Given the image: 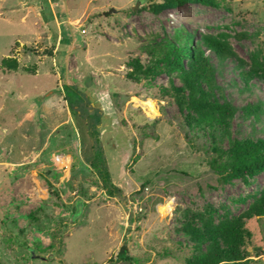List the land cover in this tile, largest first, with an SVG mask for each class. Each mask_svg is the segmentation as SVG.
Returning a JSON list of instances; mask_svg holds the SVG:
<instances>
[{
    "label": "rangeland",
    "instance_id": "1",
    "mask_svg": "<svg viewBox=\"0 0 264 264\" xmlns=\"http://www.w3.org/2000/svg\"><path fill=\"white\" fill-rule=\"evenodd\" d=\"M148 1L0 0V264H189L198 250L185 226L211 222L244 227L243 261L264 264V217L251 209L264 172L220 178L208 129L189 127L174 97L184 75L143 48L185 26L195 40L231 49L224 60L206 51L238 108L217 142L226 149L233 138L263 136L264 121L243 111L264 99V78L246 90L236 65L264 61V0L157 13ZM87 102L100 108V144L119 195L92 166L93 137L72 111Z\"/></svg>",
    "mask_w": 264,
    "mask_h": 264
},
{
    "label": "trees",
    "instance_id": "2",
    "mask_svg": "<svg viewBox=\"0 0 264 264\" xmlns=\"http://www.w3.org/2000/svg\"><path fill=\"white\" fill-rule=\"evenodd\" d=\"M222 1L224 0H149L145 8L157 13L165 9L178 8L187 3L221 6ZM143 48L156 51L159 55V63L163 64L164 69L180 70L184 75L183 86H171L174 97L180 107H186V123L189 127L194 124L204 128L203 130L208 129L216 152L210 164L220 178L223 181H230L234 178H254L263 173L264 135L257 138H233L226 149L220 147L217 142V131L231 133L230 121L238 108L229 101L223 86L218 83L217 68L206 51L209 48L220 60H224L233 54L232 50L209 37H203L202 42L195 40V33L185 26L179 27L175 33L161 41H155ZM135 61L139 63V60ZM253 63V67L248 69L241 60L236 65L241 68L240 80L243 82L242 88L246 90L255 85L253 81L255 78H264V61L254 58ZM150 72L151 69L142 71L140 74L148 76ZM186 90L189 91L188 95L185 94ZM72 111L85 117L89 133L93 137L92 166L96 168L108 194L119 195L122 190L113 181L104 148L100 144L99 121L98 117L94 116L100 112V108L89 102L81 105L74 103ZM243 114L252 115L256 122L264 121V99L248 103ZM260 130L264 133V126ZM251 209L253 216L264 217V194L259 204ZM34 216V214L31 215L32 220ZM184 232L193 242V247L198 250V255L190 260L189 264H247L243 261L247 255L245 250H242V246L248 241L250 232L245 231L240 224L231 223L229 226L226 223L215 225L211 222L199 228L193 223H187ZM205 243L208 244V249L203 251L202 246ZM125 251L126 248L122 247L118 255L119 259L125 258Z\"/></svg>",
    "mask_w": 264,
    "mask_h": 264
}]
</instances>
